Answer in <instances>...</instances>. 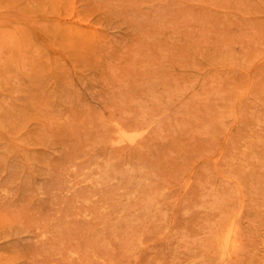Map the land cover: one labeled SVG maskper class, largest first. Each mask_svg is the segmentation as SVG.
Masks as SVG:
<instances>
[{"label": "rangeland", "instance_id": "rangeland-1", "mask_svg": "<svg viewBox=\"0 0 264 264\" xmlns=\"http://www.w3.org/2000/svg\"><path fill=\"white\" fill-rule=\"evenodd\" d=\"M0 8V264H264V0ZM236 212L241 245L224 259L215 232Z\"/></svg>", "mask_w": 264, "mask_h": 264}, {"label": "bare ground", "instance_id": "bare-ground-1", "mask_svg": "<svg viewBox=\"0 0 264 264\" xmlns=\"http://www.w3.org/2000/svg\"><path fill=\"white\" fill-rule=\"evenodd\" d=\"M74 2H75V1H74ZM0 10H1V8H0ZM8 10H9V9H8ZM12 15H13V14H12ZM34 16H35V15H34ZM16 17H17V15H16ZM11 19H12V18H11ZM13 19H14V18H13ZM31 19H32V18H31ZM6 20H7V19H6ZM8 21H9V19H8ZM38 21H39V20H38ZM12 22H13V21H12ZM26 22H27V21H26ZM18 23H19V22H18ZM20 23L22 24V22H20ZM34 23H35V22H34ZM82 23H83V22H82ZM6 24H7V23H6ZM31 24H32V21H31ZM35 24H36V23H35ZM63 24H64V23H63ZM3 25H5V24H3ZM3 25H2V26H3ZM7 25H8V24H7ZM27 25H28V24H27ZM29 25H30V24H29ZM74 25H75V24H73V27H76V26H77V25H76V26H74ZM71 26H72V24H71ZM32 27H33V26H32ZM34 27H35V26H34ZM34 27H33V28H34ZM65 28H66V27H65ZM76 28H77V27H76ZM79 28H80V27H79ZM93 28H95V27H93ZM36 29H37V28H36ZM39 29H40V28H38V30H39ZM71 29H73V28L71 27ZM95 30H96V29H95ZM16 31H17V30H16ZM18 31H19V30H18ZM32 31H33V30H32ZM73 31H74V29H73ZM75 32H77V31H75ZM82 32H83V31H82ZM84 32H85V30H84ZM94 32H95V31H94ZM79 33H80V31L78 32V34H79ZM20 34H21V33H20ZM36 34H37V33H36ZM36 34H35V35H36ZM42 34H44V33H42ZM64 34H65V33H64ZM64 34H63V37H64ZM69 34H70V33H69ZM80 34H81V33H80ZM82 34H83V33H82ZM85 34H86V33H85ZM87 34H88V33H87ZM32 35H33V34H32ZM81 36H82V35H81ZM81 36H80V37H81ZM34 37H37V35L34 36ZM42 37H43V36H42ZM84 37H85V36L83 35V38H84ZM32 38H33V37H32ZM65 38H66V37H65ZM11 39H13V38H11ZM38 39H39V38H38ZM44 39H45V37H44ZM13 40H14V39H13ZM20 40H21V39H20ZM24 40H25V39H24ZM47 41H48V40H47ZM47 41H46V42H47ZM56 41H57V40H56ZM40 42H41V41H40ZM48 43H49V42H48ZM48 43H47V44H48ZM50 45H51V44H50ZM79 45H80V44H79ZM50 48H52V47H50ZM54 48H55V47H54ZM52 49H53V48H52ZM256 49H257V48H256ZM56 50H57V48H56ZM258 50H259V49H258ZM52 51L54 52V50H52ZM57 51H59V50H57ZM228 51H229V50H226V49H225V51L223 50V52H226V53H227ZM50 52H51V51H50ZM53 52H51V53H53ZM55 52H56V51H55ZM221 52H222V51H220V53H221ZM56 53H57V52H56ZM60 53H61V52H60ZM252 53H253V52H252ZM58 54H59V53H58ZM61 54H62V53H61ZM51 55H52V54H51ZM62 55H63V54H62ZM220 55H222V54H220ZM252 55H253V54H252ZM256 55H257V54H256ZM261 55H262V54H261ZM0 56L2 57V55H0ZM3 56H4V55H3ZM8 56H9V55H8ZM258 56H259V55H258ZM52 57H53V55H52ZM52 57H51V58H52ZM222 58H223V57H222ZM233 58H234V56H233ZM242 58H243V57H242ZM253 58H254V57H253ZM253 58H252V59H253ZM9 59H11V58L9 57ZM25 59H26V58H25ZM224 59H225V58H224ZM224 59H223V60H224ZM231 59H232V58H231ZM243 59H244V58H243ZM219 60H220V59H219ZM16 61H17V60H16ZM24 61H25V60H24ZM31 61H32V60H31ZM225 61H226V60H225ZM225 61H224V62H225ZM228 61H229V60H228ZM263 61H264V60H263ZM263 61H262V62H263ZM17 62H19V61H17ZM20 62H21V61H20ZM25 62H26V61H25ZM27 62H28V61H27ZM33 62H34V61H33ZM254 62H256V60H255ZM29 63H30V62H29ZM218 63H219V62H218ZM222 63H223V61H222ZM236 63H237V62H236ZM236 63H234V64H236ZM260 63H261V62H260ZM260 63H259V64H260ZM25 64H26V63H25ZM220 64H221V63H220ZM223 64H224V63H223ZM223 64H222V65H223ZM234 64H233V66H234ZM241 64H242V63H241ZM252 64H253V63H252ZM15 65H16V64H15ZM218 65H219V64H218ZM222 65H221V67H223L225 64H224L223 66H222ZM226 65H227L226 68H229V67H228V64H226ZM254 65H255V63H254ZM254 65H253V66H254ZM33 66H34V65H33ZM229 66L232 67L231 64H230ZM235 66H236V65H235ZM239 66H240V65H239ZM257 66H258V65H257ZM246 67H247V66H246ZM246 67H245V70L248 71L249 68L247 69ZM248 67H249V66H248ZM216 68H217V66H216ZM224 68H225V67H223V69H224ZM226 68H225V69H226ZM235 68L237 69V67H235ZM255 68H256V66H255ZM220 69H221V68H220ZM220 69H219V70H220ZM223 69H222V70H223ZM236 69H235V70H236ZM240 69H241V68H240ZM240 69H239V70H240ZM226 70H227V69H226ZM226 70H225V71H226ZM237 70H238V69H237ZM239 70H238V71H239ZM242 70H243V69H242ZM242 70H241V71H242ZM245 70H243V71H245ZM254 70H255V69H254ZM254 70H253V71H254ZM216 71H217V70H216ZM216 71H215V72H216ZM249 71H250V69H249ZM262 71H263V70H262ZM219 73H220V72H219ZM241 73H242V72H241ZM263 73H264V71H263ZM222 74H223V73H222ZM249 74H250V73H249ZM255 75H256V74H255ZM244 76H245V75H244ZM247 76H248V75H247ZM251 77L253 78V75L250 76V78H251ZM217 78H219V77L217 76ZM223 78H224V77H223ZM247 78H248V77H247ZM211 79H212V78H211ZM219 79L221 80V77H220ZM7 80H8V79H7ZM263 80H264V79H263ZM221 81H222V80H221ZM221 81H220V82H221ZM225 81H226V80H225ZM248 81H249V80H247V82H248ZM252 81H253V80H252ZM252 81H251V82H252ZM222 82H223V81H222ZM222 82H221V83H222ZM223 83H224V82H223ZM252 83H253V82H252ZM217 84H218V83H217ZM224 84H225V83H224ZM244 84H245V83H244ZM215 85H216V84H215ZM215 85H214V86H215ZM245 85L247 86L248 83H246ZM253 85H254V84H253ZM249 86H250V85H249ZM251 86H252V85H251ZM13 87H14V86H13ZM245 88H246V87H245ZM245 88H244V89H245ZM0 89H1V88H0ZM3 89H4V88H3ZM15 90H16V89H14V91H15ZM215 90H216V89H215ZM230 90H231V88H230ZM241 90H242V89H241ZM241 90H240V91H241ZM0 91H1V90H0ZM231 91H232V90H231ZM235 91H236V90H235ZM243 91H244V90H243ZM247 91H248V90H247ZM1 92H2V91H1ZM211 92H212V91H211ZM213 92H216V91H213ZM217 93H218V92H217ZM223 93H224V92H223ZM223 93H222V94H223ZM238 93H239V92H238ZM240 93H241V92H240ZM242 93H243V92H242ZM247 93H248V92H247ZM3 94H4V93H3ZM206 94H207V93H206ZM211 94H212V93H211ZM234 94H235V93H234ZM5 95L7 96V94H5ZM11 95H12V94H11ZM219 95H220V94H219ZM247 95H249V94H247ZM8 96H9V95H8ZM207 96H209V94H207ZM222 96H223V95H222ZM222 96H220V97L222 98ZM225 96H226V95H225ZM236 96H237V93H236ZM236 96H235V97H236ZM243 96H244V95H243ZM12 97H13V95H12ZM212 97H213V96H212ZM217 97H218V96H217ZM223 97H224V96H223ZM227 97H228V96H227ZM235 97H233V100H234ZM0 98H1V97H0ZM3 98H4V97H3ZM6 98H7V97H6ZM160 98H161V97H160ZM221 98H220V99H221ZM237 98H238V97H237ZM242 98H243V97H242ZM244 98L246 99V96H245ZM250 98H251V97H250ZM8 99H9V98H8ZM11 99H12V98H11ZM155 99H156V98H155ZM157 99H159V98H157ZM220 99H219V100H220ZM252 99H254V97H253ZM2 100H5V98L2 99ZM9 100H10V99H9ZM202 100H203V99H202ZM226 100H227V99H224V101H226ZM233 100H231V101L234 102ZM238 100H239V99H238ZM243 100H244V99H243ZM254 100H255V99H254ZM5 101H6V100H5ZM159 101H160V99H159ZM159 101H158V102H159ZM215 101L218 102V100H215ZM6 102H7V101H6ZM6 102H4V103H6ZM155 102H156V101H155ZM161 102H162V101H161ZM213 102H214V101H213ZM221 102H222V101H221ZM221 102H220V103H221ZM241 102H242V101H241ZM241 102H240V103H241ZM258 102H260V101H258ZM0 103H1V102H0ZM223 103H224V102H223ZM227 103H228V102H227ZM156 104H158V103H156ZM161 104H162V103H161ZM161 104H160V105H161ZM228 104H229V103H228ZM231 104H232V103H231ZM242 104H243V103H242ZM0 105H1V104H0ZM208 105H209V104H208ZM233 105H235V104L233 103ZM1 106H3V105H1ZM157 106H159V105H157ZM214 106H215V105H214ZM216 106H217V105H216ZM216 106H215V107H216ZM226 106H227V105H226ZM235 106H236V105H235ZM235 106H233V107H235ZM259 106H260V105H259ZM8 107H9V106H8ZM217 107H218V106H217ZM221 107H222V106H220L219 108H221ZM0 108L2 109L3 107H0ZM212 108H213V107H212ZM222 108H224V107H222ZM227 108H228V107H227ZM227 108H226V110H228ZM230 108L233 109L231 106H230ZM242 108H243V107H242ZM258 108H259V107H258ZM261 108H262V106H261ZM190 109H191V108H190ZM239 109H240V107H239ZM4 110H5V109H3V111H4ZM218 110H220V109H218ZM221 110H224V109H221ZM236 110H238V109H236ZM243 110H244V109H243ZM238 111L241 112V110H238ZM7 112H8V111H7ZM202 112H203V111H202ZM218 112H219V111H218ZM218 112H217V114H218ZM222 112H223V111H222ZM226 112H227V111H226ZM229 112H230V111H229ZM9 113H10V112H9ZM188 113H189V112H188ZM191 113H192V112H191ZM206 113H207V112H206ZM227 113H228V112H227ZM232 113H233V112H232ZM234 113H235V112H234ZM234 113H233V114H234ZM263 113H264V112H263ZM186 114H187V113H186ZM201 114H202V113H201ZM219 114L221 115L222 113H219ZM230 114H231V112H230ZM242 114H243V113H242ZM8 115H9V114H8ZM187 115H189V114H187ZM213 115H214V114H213ZM223 115H224V114H223ZM227 115H229V113H228ZM234 115H235V114H234ZM237 115H238V113H237ZM239 115H241V113H240ZM248 115H249V114H248ZM9 116H11V115H9ZM214 116H215V115H214ZM214 116H213V117H214ZM241 116H243V115H241ZM250 116H251V115H250ZM255 116H256V115H255ZM190 117H191V116H190ZM195 117H196V116H195ZM223 117H226V114H225V116H223ZM223 117L221 116V118H223ZM228 117L230 118V116H228ZM9 118H10V117H9ZM208 118H209V117H208ZM217 118H218V117H216V120H217ZM251 118H252V117H251ZM11 119H12V118H11ZM11 119H10V121H11ZM218 119H220V118H218ZM224 119H225V118H224ZM224 119L221 120V121L225 122ZM226 119H227V120H230V119H228V118H226ZM233 119H235V118H233ZM238 119L240 120V118L237 117L236 120H238ZM189 120H190V119H189ZM192 120H193V119H192ZM214 120H215V119H214ZM216 120H215V121H216ZM239 120H238V121H239ZM241 120H242V119H241ZM252 120H253V119H252ZM262 120H263V119H262ZM196 121H197V120H196ZM212 121H213V120H212ZM212 121L210 120V122H208V123H211ZM215 121H213L212 123H214ZM219 121H220V120H219ZM233 121H234V120H233ZM258 121H259V120H258ZM12 122H13V121H12ZM145 122H146V121H145ZM234 122H235V121H234ZM236 122H237V121H236ZM240 122H241V121H240ZM3 123H4V122H3ZM9 123H10V122H9ZM229 123H231V122H229ZM246 123H247V121H246ZM258 123H259V122H258ZM260 123H261V122H260ZM262 123H263V122H262ZM145 124H146V123H145ZM216 124H217V123H216ZM218 124H221V122L218 123ZM224 124H225V123H224ZM226 124H227V123H226ZM0 125H2L1 122H0ZM11 125H12V124H11ZM148 125H149V122H148ZM200 125L203 126V127L207 126V124H206V125H204V124H203V125L200 124ZM227 125H228V124H227ZM229 125H230V124H229ZM229 125H228V128L230 129V126H229ZM243 125H244V124H243ZM243 125H242V126H243ZM246 125H247V124H246ZM255 125H256V124H255ZM5 126H6V125H5ZM220 126H221V125H220ZM222 126H223V125H222ZM222 126H221V128H223ZM224 126H226V125H224ZM240 126H241V123H240ZM248 126H250V125H248ZM252 126H253V125H252ZM257 126H258V125H257ZM259 126H260V125H259ZM2 127L4 128V125H3ZM2 127H1V128H2ZM6 127H7V126H6ZM6 127H5V129H6ZM143 127H144V126H143ZM146 127H147V125H146ZM207 127H208V126H207ZM245 127H247V126H245ZM245 127L243 126V128H245ZM3 128H2V129H3ZM161 128H162V127H161ZM161 128H160V129H161ZM196 128H197V127H196ZM216 128H217V127H216ZM247 128H248V127H247ZM254 128H255V126H254ZM197 129H198V128H197ZM202 129H203V128H202ZM229 129H228V130H229ZM256 129L258 130V128H256ZM206 130H207V129H206ZM219 130H220V129H219ZM222 130H227V128L224 127V129H222ZM247 130H248V129H247ZM257 130H256V131H257ZM260 130H261V129H260ZM263 130H264V128H263ZM7 131H8V130H7ZM9 131H10V130H9ZM194 131H196V130H194ZM198 131H199V129H198ZM200 131H201V130H200ZM231 131H232V129H231ZM254 131H255V130H254ZM11 132H12V131H11ZM11 132H8V133H11ZM118 132H119V139H120V140H130V141H131V140H134L136 137L140 136V135L143 133V130H140V131H138L137 133L129 134L127 130H125V129H123V128L120 127L119 130H118ZM225 132H226V131H225ZM248 132H249V130H248ZM12 133H13V132H12ZM259 133H260V132H259ZM259 133H258V134H259ZM13 134H14V133H13ZM211 134H212V133H211ZM217 134H218V135H221V134H219V133H217ZM224 134H225V133H224ZM213 135H214V134H213ZM227 135H228V134H227ZM240 135H241V134H240ZM254 135L257 136V134H254ZM259 135H260V134H259ZM14 136H15V135H14ZM228 136H229V135H228ZM230 136H231V134H230ZM249 136H250V135H249ZM251 136H253V135H251ZM256 136H255V137H256ZM215 137H216V136H215ZM222 137H224V136H222ZM2 138H3V137H2ZM12 138H13V137H12ZM230 138H231V137H230ZM238 138H240V137L238 136ZM263 138H264V137H263ZM3 139H4V138H3ZM13 139H14V138H13ZM19 139H20V137H19ZM19 139H17V140H19ZM21 139H22V138H21ZM216 139H217V138H216ZM218 139H220V137H219ZM221 139H222V138H221ZM221 139H220V141H221ZM249 139H250V138H249ZM255 139H256V138H255ZM257 139H258V136H257ZM260 139H261V138H260ZM14 140H15V139H14ZM251 140H252V139H251ZM261 140H262V139H261ZM261 140H259V141H261ZM5 141H8V140H5ZM22 141H23V140H22ZM22 141H19V142L21 143ZM210 141H211V140H210ZM227 141H228V140H227ZM246 141H247V140H246ZM211 142H213V141H211ZM222 142H223V141H221V142H219V143L222 144ZM239 142H240V141H239ZM239 142H238V143H239ZM261 142H262V141H261ZM5 143H6V142H5ZM208 143H209V142H208ZM225 143H226V142H225ZM248 143L250 144V141H249V140H248ZM259 143H260V142H259ZM217 144H218V143H217ZM251 144H252V143H251ZM261 144H262V143H261ZM263 144H264V143H263ZM4 145H5V144H4ZM211 145H212V144H211ZM225 145H226V144H225ZM247 145H248V144H247ZM259 145H260V144H259ZM216 146H217V147H215V148H217V149H214L215 151H216V150H219V149H218V145H216ZM221 146H223V145H221ZM207 147H208V146H207ZM219 147H220V144H219ZM237 147H238V146H237ZM245 147H246V146H245ZM248 147H250V146H248ZM224 148H225V147H224ZM263 148H264V147H263ZM220 149H221V147H220ZM222 149H223V147H222ZM245 149H246V148H245ZM247 149H248V148H247ZM250 149H251V148H250ZM261 149H262V148H261ZM256 150H257V149H255V151H256ZM212 151H213V150H212ZM212 151H210L209 153L212 154V153H213ZM222 151H224V150H222ZM232 151H233V150H232ZM250 152H251V151H250ZM250 152H249L248 155H251V156H252V155H255V154H250ZM216 153H217V151H216ZM216 153H214V154H216ZM219 153H220V152H219ZM222 153H223V152H222ZM232 153H233V152H232ZM244 153H245V152H244ZM251 153H252V152H251ZM262 153H263V152H262ZM214 154H212V155H214ZM239 154H241V152H240ZM263 154H264V153H263ZM218 155H220V154H218ZM218 155H217V156H218ZM257 155H258V154H257ZM257 155H256V156H257ZM210 156H211V155H210ZM210 156H209V157H210ZM241 156H242V155H241ZM215 157H216V156H215ZM215 157H213V160H215V159H214ZM219 157H221V155H220ZM242 157H244V156H242ZM262 157H264V156L262 155ZM217 158H218V157H216V161H218ZM227 158H228V157H227ZM258 158H259V157H258ZM258 158H256L255 160L257 161ZM219 159H220V158H219ZM222 159H223V158H222ZM228 159H229V158H228ZM207 160H208V159H207ZM231 160H232V159H231ZM235 160H237V158H235ZM246 160H247V159H246ZM250 160H251V159H250ZM263 161H264V160H263ZM210 162H211V161H210ZM142 163H143V162H142ZM142 163H140V164L142 165ZM211 163H212V162H211ZM217 163H218V165H221V164H219V161H218ZM217 163L214 162V165H216ZM225 163H226V162H225ZM228 163H229V162H228ZM232 163H233V162H232ZM250 163H251V161H250ZM127 164H128V163H127ZM138 164H139V163H138ZM157 164H158V163H157ZM159 164H160V162H159ZM141 165H139V166L137 165V166H138V169H140V166H141ZM161 165H162V164H161ZM229 165H230V164H229ZM233 165H234V164H233ZM257 165H258V164H257ZM129 166H130V168H131V166L136 167V166H134L133 164H132V165H129ZM156 166H157V165H156ZM159 166H160V165H159ZM216 166H217V165H216ZM216 166H215V167H216ZM221 166H222V165H221ZM239 166H240V165H239ZM133 167H132V168H133ZM144 167H145V165L143 166V169H144ZM219 167H220V166H219ZM224 167H225V166H224ZM230 167H231V166H230ZM259 167H260V166H259ZM127 168H128V166H127ZM145 168H147V167H145ZM217 168H218V167H217ZM217 168H216V169H217ZM220 168H221V167H220ZM220 168H218V169H220ZM249 168H250V166H249ZM260 168H262V165H261ZM134 169H135V168H134ZM134 169H128V172H129V170H134ZM126 170H127V169H126ZM220 170H221V169H220ZM237 170H238V168H237ZM121 171H123V170H121ZM139 171H140V170H139ZM222 171H223V170H222ZM224 171H225V170H224ZM224 171H223V172H224ZM242 171H243V170H242ZM242 171H241V172H242ZM136 172H137V171H135V174L138 173V172H137V173H136ZM144 172H145V171H144ZM148 172H151V171H148ZM223 172H221V173H223ZM129 173H130V172H129ZM129 173H127V172L125 171L124 174H129ZM140 173H141V172H140ZM152 173L154 174V172H152ZM141 174H142V173H141ZM146 174H147V173H146ZM223 174H224V176L226 175V173H223ZM227 174H228V173H227ZM234 174H235V173H234ZM129 175H130V174H129ZM129 175H128V178L130 179L132 176L129 177ZM131 175H133V177H134V176L136 177V178H134V179H137V177L139 176V175L136 176V175H134V174H131ZM155 175H156V174H155ZM218 175H219V173H218ZM124 176L127 177V175H124ZM147 176H148V175H147ZM226 176H227V175H226ZM226 176H225V177H226ZM228 176H229V175H228ZM228 176H227V177H228ZM230 176H231V175H230ZM191 177H192V175H191ZM213 177H215V176H213ZM217 177H219V176H217ZM227 177H226V178H227ZM233 177H234V176H233ZM238 177H239V176H238ZM238 177L235 176V177H234V178H235L234 180L237 181ZM247 177L250 178L249 175H248ZM115 178H116V177H115ZM138 178H139V177H138ZM142 178L145 179V177H143V176H142ZM142 178L140 177L138 180L140 181V179H142ZM221 178H222V177H221ZM236 178H237V179H236ZM239 178H240V177H239ZM134 179H133V180H134ZM227 179H230V180H231L230 177L227 178ZM252 179H253V177H252ZM125 180H126V179H125ZM149 180H150V179H149ZM200 180H201V179H200ZM218 180H219V178H218ZM218 180H217V181H218ZM232 180H233V179H232ZM234 180H233V181H234ZM247 180H249V179H247ZM247 180H246V179H245V180H244V179H243V180L241 179V180H240L241 182H240V181H237V182H240L241 184H243L242 181H246V187H247V186H248V185H247ZM250 180H251V179H250ZM250 180H249V182H250ZM130 181H131V179H130ZM139 181H138V182H139ZM142 181H143V180H141V182H142ZM145 181H146V180H145ZM147 181H148V180H147ZM214 181H215V180H214ZM254 181H255V180L253 179V181L251 180L250 183L252 184V182H254ZM131 182H132V181H131ZM135 182H136V181H135ZM135 182H134V183H135ZM186 182H187V181H186ZM215 182H216V181H215ZM249 182H248V183H249ZM128 183H129V182H128ZM147 183H148V182H147ZM199 183H201V182H199ZM203 183H204V182H203ZM217 183H218V182H216L215 185L212 183L213 185H212L211 188L214 187V190H216L215 186L217 187V185H216ZM220 183H221V182H220ZM220 183H219V184H220ZM234 183H235V182H234ZM255 183H256V181H255ZM142 184H143V183L139 184V187H140V185H142ZM225 184H226V183H225ZM235 184H236V183H235ZM237 184H238V183H237ZM241 184H240V187L242 188ZM144 185H145V184H144ZM221 185H222V184H221ZM256 185H257V184H256ZM202 186H203V185H202ZM224 186H225V185H224ZM238 186H239V184H238ZM204 187H206V186H204ZM246 187H245V188H246ZM248 187H250V186H248ZM252 187L255 188V186H252ZM258 187H259V185H258ZM124 188H125V187H124ZM207 188H209V187H207ZM207 188H206L205 192L207 191ZM218 188L221 189L220 186H218ZM218 188H217V189H218ZM223 188H224V187H223ZM245 188H244V189H245ZM198 189H199V186H198ZM200 189H202V188H200ZM200 189H199V190H200ZM237 189H240V188H237ZM256 189H257V187H256ZM199 190H198V191H199ZM203 190H204V189H203ZM203 190H202V191H203ZM209 190H212V189H208V192H209ZM235 190H236V189H235ZM151 191H152V190H151ZM153 191H154V190H153ZM202 191H201V192H202ZM216 191H217V190H216ZM248 191H250V190H248ZM147 192H148V191H147ZM199 192H200V191H199ZM217 192H218V191H217ZM220 192H221V190H220ZM223 192H224V189H223ZM128 193H129V192H128ZM148 193H149V192H148ZM148 193H147V196L150 197V195H148ZM236 193H237V192H236ZM242 193H244V192H242ZM251 193H252V191H251ZM256 193H257V192H256ZM149 194H150V193H149ZM154 194H156V193H152V195H154ZM200 194H202V193H200ZM200 194H198V195H200ZM210 194H211V193H210ZM213 194H215V192H214ZM222 194H223V193H222ZM246 194H247V193H246ZM121 195H122V194H121ZM205 195H207V194H205ZM217 195L219 196V194H216L215 196H214V195H213V196H212V195H208V196L216 197ZM200 196H201V198L203 197V195H200ZM224 196H225V195H224ZM238 196H240V194H238ZM242 196H243V195H242ZM197 197H198V196H197ZM221 197H223V195H221ZM246 197H247V196H246ZM251 197H252V195H251ZM145 198H146V197H145ZM151 198H152V197H151ZM151 198H150V201H151ZM199 198H200V197H199ZM236 198H237V196H236ZM248 198H249V194H248ZM248 198H247V199H248ZM253 198H254V197H253ZM148 199H149V198H147V200H148ZM153 199H154V198H153ZM153 199H152V200H153ZM202 199H203V198H202ZM209 199H210V198H209ZM209 199H208V200H209ZM218 199L221 200V198H216V200H218ZM234 199H235V198H234ZM243 199H245V198H243ZM255 199H256V198H255ZM155 200H157L156 196H155ZM203 200H205V199H203ZM216 200H212V201H214V203H215ZM145 201H146V200H145ZM197 201H198V200H197ZM210 201H211V200H210ZM242 201H243V200H242V198H241V199L239 200V204L242 203ZM146 202H149V200L146 201ZM155 202H156V201H155ZM198 202H199V201H198ZM205 202H206V200H205ZM244 202H245V201H244ZM244 202H243V203H244ZM249 202H250V201H249ZM127 203H128V202H127ZM207 203L209 204L208 201H207ZM224 203H225V202H224ZM243 203H242L241 205H243ZM246 203H247V202H246ZM149 204H150V203H149ZM149 204H147V205H149ZM202 204H203V202H202ZM208 204H207V208H208ZM218 204H219V203H218ZM232 204H233V203H232ZM195 205H198V204H194V206H195ZM200 205H201V204H200ZM212 205L214 206V204H212ZM212 205H211V206H212ZM241 205H240V207H239V206H237V207H239V208L241 209V208H242ZM151 206H153V205H151ZM151 206H150V207H151ZM190 206H191V205H190ZM198 206H199V205H198ZM209 206H210V205H209ZM215 206H217V203H216ZM227 206L229 207V205H227ZM227 206H226V207H227ZM231 206H232V209H233V205H231ZM235 206H236V205H235ZM261 206H263V204H261ZM163 207H164V206H163ZM201 207H202V206H201ZM255 207H256V205H255ZM187 208H188V207H186V209H187ZM189 208H190V207H189ZM203 208L206 209L205 207H203ZM209 208L212 210V207H209ZM216 208H217V207H216ZM245 208H246V207H245ZM218 209H219V206H218ZM235 209H236V207H235ZM235 209H234L233 211H237V209H236V210H235ZM184 210H185V208H184ZM228 210H230V209H228ZM248 210H249V209H248ZM261 210H262V209H261ZM187 211H188V209H187ZM223 211H224V210H223ZM223 211H222V215H220L221 218H222V216H223V218H224ZM238 211H239V210H238ZM240 211H242V210H240ZM163 212H165V210H164ZM244 212H245V211H244ZM256 212H258V211H256ZM201 213H202V212H201ZM209 213H210V212H209ZM211 213H212V212H211ZM211 213H210V214H211ZM240 213H241V212H240ZM262 213H263V212H262ZM165 214H166V213H165ZM165 214H164V216H165ZM202 214H203V213H202ZM224 214H225V212H224ZM229 214H230V213L226 214V216L229 215ZM231 214H232V215H230L229 219H228L227 222H226V225H225V221H226V220H223L224 223H222V224H224L225 226H224V225H222V226H217V227H219L220 229H219V232H215V233H217V237H216V244H217V246H218L217 248L219 249V253H220L221 257L224 258V259H226V258L228 259L229 256H231L232 254H234L235 250H233V249L239 245V237L241 236V234H239V233H240V231H239V230H240V228H239V227H240V226H239L240 224H238V222H237V220H238V219H237V217H238V213L236 212V213H234V214H233V213H231ZM244 214H245V213H244ZM246 214H247V213H246ZM250 214H251V213H250ZM263 214H264V213H263ZM255 215H257V214H255ZM166 216H167V215H166ZM214 216H216V215H214ZM226 216H225V218H226ZM248 216H249V215H248ZM165 218H167V217H165ZM197 218H198V217H197ZM199 218H202V216H199ZM203 218H204V217H203ZM216 218H217V216H216ZM225 218H224V219H225ZM219 219H220V218H217V220H219ZM258 219H259V218H258ZM259 220H260V219H259ZM205 221H208V220H204V222H205ZM212 221H213V219H212ZM212 221H211V222H212ZM215 221H216V219H215ZM215 221H214V223H216ZM220 221H222V219H221ZM220 221H219V222H220ZM256 221H258V220L255 219V222H256ZM219 222L217 221V225H218ZM260 222H261V221H260ZM201 224H202V222H201ZM220 224H221V222H220ZM220 224H219V225H220ZM256 224H257V223H256ZM263 224H264V221H263ZM263 224H261V225H263ZM182 225H183V224H182ZM205 225H206V224H205ZM254 225H255V224H254ZM206 226H207V225H206ZM211 226H212V225H211ZM251 226H252V225H251ZM258 226H259L258 229H260L261 226H260V225H258ZM255 227H257V226L255 225ZM202 228H204V227H202ZM263 228H264V226H262V229H263ZM208 229H209V228H208ZM209 230H210V229H209ZM211 231H212V230H211ZM261 231H262V230H261ZM261 233H262V232H260L259 234L261 235ZM204 234H205V233H204ZM209 234H210V233H209ZM213 234H214V233H213ZM262 234H263V233H262ZM212 236H213V235H212ZM215 236H216V234L214 235V237H215ZM241 238H242V237H241ZM241 238H240V239H241ZM260 238H261V237H260ZM260 238H259V239H260ZM262 238H264V236H262ZM210 240H211V239H210ZM241 240H242V239H241ZM241 240H240V241H241ZM210 243H211V242H210ZM261 243H262V241H261ZM263 243H264V240H263ZM240 245H241V244H240ZM240 245H239V246H240ZM260 245L263 246L264 244H260ZM201 246H202V245H201ZM240 249H241V248H240ZM240 249H237V250H240ZM254 249H255V248H254ZM232 250H233V251H232ZM262 251H263V250H262ZM242 253H243V252H242ZM236 254H237V253H236ZM261 254H262V253H261ZM263 254H264V253H263ZM256 255H257V254H256ZM258 255H259V254H258ZM199 256H201V255H199ZM260 256H261V255H260ZM263 257H264V256H263ZM257 258H260V257H257ZM261 259H262V262H263L264 258L261 257L259 260H261ZM194 260H195V259H194ZM189 261H190V260H189ZM191 262H192V261H191ZM204 262H205V261H204ZM257 262H259V261H257ZM184 263H185V261H184ZM190 264H193V263H190ZM197 264H198V263H197Z\"/></svg>", "mask_w": 264, "mask_h": 264}]
</instances>
